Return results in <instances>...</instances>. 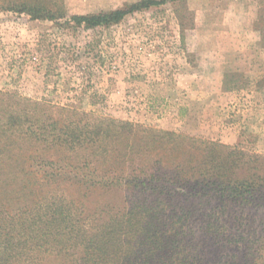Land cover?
<instances>
[{
    "label": "rangeland",
    "instance_id": "1",
    "mask_svg": "<svg viewBox=\"0 0 264 264\" xmlns=\"http://www.w3.org/2000/svg\"><path fill=\"white\" fill-rule=\"evenodd\" d=\"M139 1L0 0L4 179L8 169L18 170L10 158L15 148L27 170L42 180L54 162L51 171L59 174L60 189L80 197L81 189L71 183L86 181L84 164L70 160L73 153L54 144L63 137L60 128L85 115L117 121L108 133L109 153L117 159L113 174L142 176V164L153 162L147 155L167 149L207 156L211 151L203 143L210 141L240 151L241 158L237 153L232 158L238 171L251 167L252 175H264V0H167L106 26L87 28L67 21L75 14L126 8ZM19 115L30 129L11 126ZM121 122L126 123L123 128ZM166 131L187 137L183 147L161 146ZM92 170L107 174L101 159ZM31 175L21 177L28 180ZM11 184L4 183L2 189L12 190ZM129 194L96 190L89 194L88 205L118 206ZM259 199L262 206H245L244 213L227 208L230 222L224 233L234 240L220 247L222 254L241 256L244 238L264 236V198ZM195 229L210 244L213 258L211 244L216 240ZM233 235L243 238L237 242Z\"/></svg>",
    "mask_w": 264,
    "mask_h": 264
},
{
    "label": "trees",
    "instance_id": "2",
    "mask_svg": "<svg viewBox=\"0 0 264 264\" xmlns=\"http://www.w3.org/2000/svg\"><path fill=\"white\" fill-rule=\"evenodd\" d=\"M166 1L141 0L126 8L75 14L67 21L87 28L106 26ZM80 119L60 128L63 137L59 145L54 144L72 152L70 160L84 164L86 181L71 183L81 189L80 197L66 194L63 186L60 189L59 174L51 171L54 162L42 180L29 172L27 162L12 150L10 158L18 170L8 169L7 179L0 172V264H264V259L259 261L264 254V236L256 241L244 238L241 256L220 250L234 240L224 233L230 222L227 208L235 206L241 212L245 206L256 209L262 206L258 197L264 198V175H252L251 167L245 172L235 168L238 165L232 158L240 151L207 141L203 144L211 151L209 157L167 149L165 154L147 155L153 162L142 164V176L113 174L116 167L112 163L117 159L109 153L108 133L109 125L117 121L88 115ZM12 121L14 129L27 126L21 115ZM99 125H105L103 131L97 129ZM125 125L120 123L121 128ZM163 134L161 146L174 149L186 142L187 137L175 132ZM100 159L107 174L96 175L92 170L94 161ZM22 173L32 175L26 180ZM9 182L12 190L2 189L1 185ZM96 190L131 194L118 206L106 202L90 207L89 194ZM196 227L216 240L211 244L216 253L213 258L207 249L210 244L198 238ZM235 237L237 242L243 238Z\"/></svg>",
    "mask_w": 264,
    "mask_h": 264
}]
</instances>
